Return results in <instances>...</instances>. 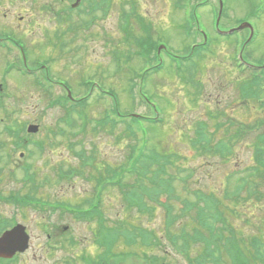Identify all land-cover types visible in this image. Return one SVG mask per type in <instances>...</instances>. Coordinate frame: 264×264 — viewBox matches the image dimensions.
Listing matches in <instances>:
<instances>
[{"label":"rangeland","instance_id":"rangeland-1","mask_svg":"<svg viewBox=\"0 0 264 264\" xmlns=\"http://www.w3.org/2000/svg\"><path fill=\"white\" fill-rule=\"evenodd\" d=\"M200 1L202 0H181V9H179L174 4L177 0H113L109 14H98L100 16L98 22L89 29H81L79 17L76 16L72 23L61 22L46 8L48 4L60 8L73 3L72 0H0V32L7 31L26 42L35 54L34 58L33 55L31 56L32 60L37 58L48 60L55 76L52 71L51 75L55 79L69 80L73 85V88H70L77 96L87 92L81 81L86 77H94L105 89L115 91L122 113L151 115V107L138 98L140 93L146 95V92L151 95L155 102L151 99L149 102L157 106V112H162L163 116L161 114L158 116L163 117L164 121L152 128L147 126L148 148L161 145L162 148H166L165 150L185 156L186 166L195 168V175L192 178L195 187L204 188L208 193L213 191L216 198L225 199V195H231L230 191L233 187V181L228 179L229 174L248 167L253 162L255 147L252 143L256 134L252 133L249 137L240 135L237 140H231V153L222 154L225 150H221L217 154H198L191 145L196 128L194 126L203 121L209 131H214L216 123L224 122L227 115L232 114L237 118L239 116L246 119L250 118L246 115L249 113L259 115L246 120L248 124L254 126L257 125L256 120L262 117L264 119V113L253 107L247 110L246 102H242L238 97L236 84L244 75H240L233 65L232 42L221 40L220 34L215 30L216 23L213 20L214 10L211 4L199 7L200 30L210 37L215 36L217 42L212 43L209 52L201 60L194 58L190 61L198 65L193 69L202 70L203 92L194 89V84L190 82L193 78L178 75L179 73L175 72L176 65L172 60L167 62L165 55L166 62L160 72L147 76L144 81L143 78L137 79V74L146 64L144 60L131 56L132 50L135 49L132 41L134 36L141 34L142 30L135 21L131 34L125 35L121 30L122 14L130 11L132 7L136 10V14L152 24L153 35L156 38L165 41L168 48L173 51L183 53L184 48L192 42V36L186 35L183 21L184 19L189 21L194 4ZM211 1L215 2L218 8V0ZM253 4L256 7L258 0L256 2L255 0H224V11L227 15L221 21L220 28L232 26L236 19H240L253 8ZM259 24L263 34L264 18ZM68 27H72V31L63 35L62 31H66ZM57 32L61 34L63 40L54 38ZM241 34L227 39L241 38ZM61 40L63 44L61 42L57 44ZM261 40L263 41L257 39L252 45H256V52L264 56V34ZM6 51L5 48L0 49V82L4 85V89L2 91L0 89L4 97V102L0 105V193L9 195L11 191L13 193L21 191L20 193L25 194L35 189L26 185L24 181L23 167L30 164V172L35 173L38 184H42L36 191L39 196L52 201L58 197L75 204L83 199V192L91 189L93 184L80 172L73 180L57 182L55 168L78 165L80 160L75 153L82 145L85 148L81 149L88 153L93 151L114 167L125 164L130 153L129 137L127 133L123 134L126 128L119 125L115 129L105 127L93 131V121L103 116L104 109L108 103H111V99L109 97L104 101H96V96H92L86 108L88 131L76 136L74 133L80 130L84 120L72 121L77 126L70 128L62 121L66 118V108L62 105H50L51 97L64 95V89L55 87L52 95L49 96L41 92L27 75H24L25 78L16 73L5 75L3 69L6 68L8 56L12 55ZM12 57L8 60L11 61ZM185 69L192 68L186 66ZM135 95L138 97H132ZM152 116L156 117L155 114ZM77 117L74 113L73 118ZM11 123L21 126H27L29 123L38 124V132L28 137L30 144L26 151L21 148L14 149L12 137L4 132L5 125ZM59 130H62L60 135ZM143 133L138 131L141 142ZM221 136L222 134L218 133V138H226ZM41 138L46 144L44 150H39L36 146V142L41 141ZM21 152L25 153L22 157ZM89 169L91 168L84 169L85 175ZM47 178L49 179L45 182ZM255 179L264 181V176ZM72 182L75 184L71 186ZM257 189L262 192L261 199H257V196L247 198L244 193V196L236 200L225 199L226 202L221 205V208L224 206L223 209L227 211L234 210L229 212L228 220L235 228L237 236L244 242H248L255 234L264 232V182ZM122 209L123 203L119 191L110 188L104 194V211L110 217V226H115L111 218L115 219L117 216L132 221L140 219L144 222L143 226L155 232H152L154 240L155 235H163L165 226L163 209H154L155 214L148 216L149 218L141 216L134 208L132 210L125 208L123 211ZM0 213L9 218L14 216L18 222L26 224L32 235L31 248L17 258V264H81L80 256L83 253L93 257L98 253L91 239L92 228L96 225L95 219L78 220L69 213L46 216L32 207L21 209L13 203H4L1 200ZM179 218V221L171 227L177 236L176 242L168 235L163 236L161 239L163 243L151 252L157 254L167 264H188L186 256L179 251L181 249L179 244L185 242V239L180 240L179 234L183 226L189 223V219L183 216ZM65 225L71 227L70 232H60V227ZM44 229L52 232L56 239H60L65 248L61 251L51 249L47 244ZM69 236H74L76 241L74 246L70 245V241H66ZM156 243L153 246H156ZM139 245H134L136 247L134 250H137ZM149 249L148 247V253ZM125 262V264H146L143 257L128 259Z\"/></svg>","mask_w":264,"mask_h":264},{"label":"trees","instance_id":"trees-1","mask_svg":"<svg viewBox=\"0 0 264 264\" xmlns=\"http://www.w3.org/2000/svg\"><path fill=\"white\" fill-rule=\"evenodd\" d=\"M97 123L103 128L108 124V128L116 126L108 114L101 117ZM149 126L152 128L156 125ZM143 128L146 129L147 125H143ZM199 129L191 141L198 154H217L215 151L219 148L228 151L231 140L236 139V136L227 134L226 138L219 139L220 142L214 145L212 144L213 136L207 134L205 127L201 126ZM107 130L110 131V129ZM127 137H129L128 133ZM252 144L256 146L255 163L243 168L241 172L229 174L228 179L233 181V187L236 186V188L230 191L231 195H225L226 200H236L244 196V193L247 198L254 196H257V199L262 198V192L255 188V185L259 183L255 178L264 176V135L255 138ZM148 145L149 141L143 146H139L136 141H130L128 161L131 160V171L127 175L129 180L119 174L104 175L107 165L95 157V164L90 167L95 172L92 176L95 179L94 186L84 192L82 200L75 204L70 203L75 209L83 210L90 220L97 221L95 237L104 248L97 260L85 263L125 264L124 256L126 260L131 252L138 253L137 250L131 249V246L140 244L150 248L149 253L144 254L146 258L143 261L146 264H167L157 254L151 252L163 243L161 241L163 236L168 235L176 242L177 236L171 227L179 221L180 216H183L189 219V223L183 226L179 234L180 240L185 239V242L182 245L178 244L181 248L179 251L186 256L188 264H264V232L255 234L248 242H244L237 236L235 228L228 220L229 212L234 210L227 211L223 209L224 206L221 208L226 201L216 198L215 192L208 193L204 188L195 187L192 179L195 168L186 166L187 158L178 152L165 150L166 148H162L161 145L149 148ZM79 154L82 155L83 152ZM89 155L96 154L91 151ZM83 167L82 164L79 171L85 175ZM72 173L70 169L63 171L62 166L56 167V181L63 182L64 174L70 179ZM99 175H103L102 180H96ZM113 185L123 192V210L134 208L141 216L149 218L148 216L155 214L154 209H163L165 212L163 235H155L154 240L155 232L143 226L144 222L140 219L132 221L117 216L111 219L115 226H110L102 213L105 212L104 193ZM20 201L19 199V203ZM8 222L9 218L0 213V225L5 226ZM155 243L156 246H153Z\"/></svg>","mask_w":264,"mask_h":264},{"label":"water","instance_id":"water-1","mask_svg":"<svg viewBox=\"0 0 264 264\" xmlns=\"http://www.w3.org/2000/svg\"><path fill=\"white\" fill-rule=\"evenodd\" d=\"M26 246L27 237L24 234V229L21 225L17 226L0 238V256H12L17 250H23Z\"/></svg>","mask_w":264,"mask_h":264},{"label":"flooded vegetation","instance_id":"flooded-vegetation-1","mask_svg":"<svg viewBox=\"0 0 264 264\" xmlns=\"http://www.w3.org/2000/svg\"><path fill=\"white\" fill-rule=\"evenodd\" d=\"M75 1H77V0H75ZM32 69H35V68H33V67H31ZM240 118V117H239ZM241 119V118H240Z\"/></svg>","mask_w":264,"mask_h":264}]
</instances>
